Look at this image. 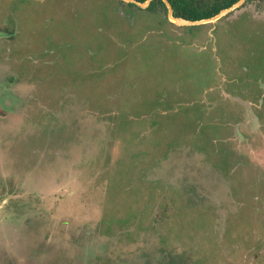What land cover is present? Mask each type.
I'll use <instances>...</instances> for the list:
<instances>
[{
  "label": "rangeland",
  "instance_id": "1",
  "mask_svg": "<svg viewBox=\"0 0 264 264\" xmlns=\"http://www.w3.org/2000/svg\"><path fill=\"white\" fill-rule=\"evenodd\" d=\"M0 264H264V0H0Z\"/></svg>",
  "mask_w": 264,
  "mask_h": 264
},
{
  "label": "trees",
  "instance_id": "2",
  "mask_svg": "<svg viewBox=\"0 0 264 264\" xmlns=\"http://www.w3.org/2000/svg\"><path fill=\"white\" fill-rule=\"evenodd\" d=\"M120 3H125L127 6L135 7L140 10L136 5L132 3H126L121 0H117ZM144 1V0H138ZM172 5L174 15L183 17L185 19L199 20L203 18H209L215 15L223 8L231 6L237 0H168ZM159 7L163 13L166 11V7L161 0H153L145 10H154Z\"/></svg>",
  "mask_w": 264,
  "mask_h": 264
},
{
  "label": "water",
  "instance_id": "3",
  "mask_svg": "<svg viewBox=\"0 0 264 264\" xmlns=\"http://www.w3.org/2000/svg\"><path fill=\"white\" fill-rule=\"evenodd\" d=\"M121 1H124L126 3H132L141 9H146L153 0H144V1L121 0ZM161 1L163 2V4L166 7L165 12H166V17H167L168 21H170L171 23H173L177 26H186V25H193L194 26V25H200V24L216 21V20L220 19L221 17L225 16L226 14H228L230 11L234 10L235 8L242 6V4L246 0H237L231 6L221 9L215 15H213L209 18H203V19H199V20H191V19H185L183 17L175 16L174 12H172L173 8H172V5L170 4V2L168 0H161Z\"/></svg>",
  "mask_w": 264,
  "mask_h": 264
}]
</instances>
